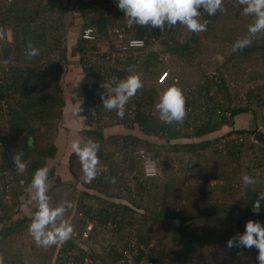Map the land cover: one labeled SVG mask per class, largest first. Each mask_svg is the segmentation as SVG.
<instances>
[{
	"label": "trees",
	"instance_id": "obj_1",
	"mask_svg": "<svg viewBox=\"0 0 264 264\" xmlns=\"http://www.w3.org/2000/svg\"><path fill=\"white\" fill-rule=\"evenodd\" d=\"M71 1L67 0L66 4H62V0L0 2V24L14 29L13 43L4 41L1 45L0 115L6 117L8 133L0 136V171L4 179L0 184V221L12 219L15 207H20L22 203V196L26 198L30 194L36 169L44 166L49 168L57 159L58 144L54 140L44 143L40 136H46L55 123L63 119L71 122L79 116L84 118L85 123L80 138H90L101 145L98 153L100 165L107 160L108 170L99 169V174L91 183L82 180L85 189L81 190L77 202V210L81 215L77 222L81 229L77 230L74 226L72 238L61 243L57 258L67 262L69 251L74 256L69 264H84L85 258L93 259L95 264H114L125 250L130 249L132 238H136L138 245L148 248L147 256L155 264H162L167 259L170 264H210L220 260L222 252L219 245L223 239L214 230L223 226L228 241L238 233L243 234L249 220L264 224V201L261 202L262 208L258 214L252 211L259 193L264 192V142L255 138L259 131L258 108L264 105V35L254 39L250 47L233 52V44L238 38L247 35L250 24L240 27L232 19L228 20V14L240 17L238 12L232 10L237 0H223L226 11H218L214 16L206 13L202 16V21H209L203 38L200 33L188 32L186 38H189L182 44L173 36L163 42L168 47L165 51L181 53L186 55L185 59L193 55L205 39L230 46L224 60L212 75L206 76L202 85L196 86L193 92L183 88L187 109L183 122L166 125L154 113L158 87L167 81V84L170 81L176 82L177 78H169L138 90L125 105V115L121 119L116 110L107 111L103 108L102 95L107 96L108 93L102 85L114 87V78L118 83L141 69L152 76L150 67L157 65L159 57L156 52L147 49L155 37H161L165 30L167 33L176 26H165L163 32L151 26L133 25L130 28L125 13L117 7V0H76L84 22L80 34L73 35L74 31L67 33L65 26L66 15L72 9ZM88 26L94 28L93 39L82 37L83 30ZM116 29L123 33V37L115 32ZM113 37L115 41L111 40ZM70 38L74 39L71 45ZM135 38L143 39L145 45L140 48L130 46L129 40ZM105 40L118 51L126 53L120 65L112 63L106 66V61H109L108 57L105 58L107 54H104L101 65L96 61L101 41ZM29 41L40 50V54L32 59L25 55ZM117 41L120 46H117ZM70 55L79 57L87 76H93L96 70L102 73V80L93 84L85 78L81 79L84 93L80 100H72L76 103L80 101L75 113L64 96L65 77L71 70ZM9 58L11 63L5 65L4 61ZM249 67L251 71L242 76L243 71ZM166 72L169 74V71ZM231 76L234 81L240 76L242 82L246 78L259 82L255 89L249 91L246 104L234 102L235 88ZM195 91L198 92V98L208 97L198 107L192 98ZM255 91L257 94L253 95ZM135 103L137 107L133 109ZM73 113L74 118L71 116ZM248 113L253 116L255 124L237 128V119ZM120 124H127L128 132L105 134L106 129H118ZM134 128L139 132H133ZM154 137L169 143L158 144L152 139ZM29 138L33 141L31 147L28 144ZM179 139L184 141L171 143ZM141 149L158 160L160 171L161 168L164 171L166 161L162 155L168 149L195 157L202 151L211 150L224 158L209 176L205 175V180L197 172L193 181L191 175L187 178L171 175L157 181L156 176H146L139 152ZM15 151L24 153L23 161L28 166L23 172L14 167L10 159ZM117 152L119 158L116 157ZM68 157L69 169L78 180L76 166L77 163L81 165L80 161L72 150ZM177 157L174 156L173 160ZM51 166L48 176H52L55 171L54 166ZM245 174L253 177L256 182L245 185L242 179ZM208 177L214 184H209ZM112 178H115V182H112ZM188 180L192 185L186 186L185 181ZM7 193L9 197L5 196ZM69 211L71 209L66 210L65 219ZM32 219L20 218L15 224H10L9 228H5L8 230L5 237L25 230ZM90 221L94 222V228L90 237L82 241L81 234ZM105 226L112 227L113 232ZM201 228L208 230L209 234L199 231ZM98 234L104 237L110 235L121 245L116 247L115 244V248L109 249L107 254L84 247L96 240ZM153 240L155 245L150 246ZM200 242L209 244L204 247ZM57 246L43 249L47 264L52 262ZM42 248L38 246L39 250ZM198 249L201 250L199 261H190ZM143 254L144 251H141L140 257ZM27 258H23L20 264L36 263L28 255Z\"/></svg>",
	"mask_w": 264,
	"mask_h": 264
},
{
	"label": "rangeland",
	"instance_id": "obj_2",
	"mask_svg": "<svg viewBox=\"0 0 264 264\" xmlns=\"http://www.w3.org/2000/svg\"><path fill=\"white\" fill-rule=\"evenodd\" d=\"M2 0H0L1 2ZM62 4H66L67 0H62ZM243 5H240L238 3H234L233 5V12H238L239 16L238 18H235L234 16H230L227 12L228 20H233V22H237L236 25H240V27H246V25H249L253 22V17L249 15H245L243 12ZM70 8H72L66 15L65 18V26L67 33L72 30L73 35L80 34L82 24L84 22V18L82 15L81 10L76 4V0H72L70 3ZM230 9V7H229ZM228 9V10H229ZM232 13V12H231ZM234 15V13H232ZM0 32L4 33L3 38H0V63L2 61V50L1 45L3 46L4 41L6 43H13L14 40V29L12 26L4 27L0 24ZM188 32H190L186 26L177 24L174 30H171L169 32L163 33L161 37H155V39L152 41V44L148 47L149 52H156L158 54L159 60L157 65H153L150 67V74L152 76H149V74H145V71L143 69H138L140 71H136V74H139L142 80L143 88L148 87L150 85H156L159 83L157 81L158 76L164 72L169 71L168 79H174L177 78L176 82L170 81L171 83L167 84L169 81H167L166 84L160 85L158 87V96L156 97V104L159 103L160 97L162 93L171 85L178 84L182 90L183 88L190 89L192 92L195 90L196 86L202 85V83L205 82L206 76H210L214 73V70H216V67L221 64V62L226 57L230 46L226 44H218L216 43V40H202L203 42L200 43V46L198 49L195 50L193 55L187 57L185 59L184 57L186 55H183L181 53H169L165 51L168 47L163 43L165 40L169 38V36H173L177 41H180V43L186 42L188 38ZM200 36L202 38L205 36L204 32L200 33ZM110 40V39H109ZM111 40L115 41L114 37ZM74 39L70 38L69 45L73 44ZM117 46H120V42L117 41ZM111 44H109V41H101L100 44V51L97 53L98 55L95 57L96 61H98V64L101 65L102 61L104 60V54H107L105 56L108 57L109 61H106V66H111L112 63L115 65H120L122 63V60L125 58V52L118 51L117 48H112ZM71 62V70L67 73L65 77V89H64V96L68 100V105L71 108L72 111L75 113L76 106L80 103L78 101L76 103L73 102V98H76L78 100L81 99V95L84 93V88L82 86V78H85L90 84H93L94 82H99L102 80V73L100 70H96L93 73V76H87L84 72V68L79 62V57L75 56L72 57L70 55ZM101 62V63H100ZM1 70V68H0ZM251 71V68H247V70L243 71L244 76L247 72ZM165 73V72H164ZM163 74V73H162ZM1 77V74H0ZM232 80V84L235 88L233 98L234 102L236 104H246L247 96L249 94V91L252 89H255L256 85L259 84L258 81H249L244 80L243 82L240 81V76L237 78L236 81L233 80V77H230ZM175 81V80H174ZM81 82V83H80ZM243 85V86H241ZM191 92V93H192ZM185 93V92H184ZM257 94V91L253 92V95ZM186 95V94H185ZM191 95V94H190ZM195 101V103L200 105L199 103H202L204 100L207 101V98L205 99L200 97L198 98V92L195 91V95L192 97ZM259 97H256L257 99ZM132 100V99H130ZM221 102V101H218ZM217 102V103H218ZM73 103H76L75 105ZM155 104V106H156ZM154 106V113L156 115L160 116L159 110L156 109ZM137 107V104L135 103V108ZM197 108H195L194 111H196ZM193 111V112H194ZM71 114V116L74 118L75 114ZM131 116V115H130ZM132 117V116H131ZM6 117L4 115H0V136L8 133V127L6 123ZM68 120V119H67ZM258 130H261L264 135V105L258 108ZM131 121V120H130ZM129 121V122H130ZM132 123V122H131ZM255 124V121L253 120V116L251 114H244L243 116H240L239 119H237L235 126L237 128H243V127H250ZM84 118L77 117L75 120H72L71 122L63 121L55 123L53 126L50 127L48 133L46 136H40V139H43L44 143H48L50 140H54L58 144L59 150L57 152V159L54 160V164H51L54 166V173L52 176H48V186L49 191L48 195L50 197V206L56 207L58 206L62 201L70 200L74 203V207L66 214V218L76 227L77 230L81 229V226L79 222V210H77V202L78 199L81 197V190L85 189V184L82 182L84 180L83 178V172L81 165L79 166L77 163L76 170L78 173V180L75 179L73 173L69 169V155L71 153V141L76 138H80L81 130L84 128ZM118 129L115 128H109L108 130H105L106 135H110L113 132L117 134H121L120 132L125 131L128 132L127 124L122 125ZM133 132L138 133V129H132ZM219 134V133H216ZM211 137H214L215 135H210ZM157 141L158 144H167L169 142H166V140L161 139L159 137L152 138ZM252 140H255L252 137ZM184 140H173L171 143L175 142H183ZM153 150H155L153 148ZM106 151V150H105ZM174 156H178L176 160H173ZM116 157L119 158L120 154L117 152ZM162 157L166 162H164V171L161 168L158 169V173H156V179L155 180H163L167 176L175 175L181 178H187L188 175H191V181H193V176L198 172L199 174H202V179L205 180V175H210L214 171L215 167H219V165L223 162V155L218 156L216 153L212 152L211 150L202 151L199 156L195 157L188 153L179 152L176 153L173 149H168L163 152ZM158 161V160H156ZM103 162V161H102ZM50 165V166H51ZM49 166V171L51 167ZM208 168L210 171H208ZM99 169H105L108 170V161L106 160L103 165H99ZM145 172V171H144ZM209 184H214V181L209 178ZM186 186L192 185L189 180L185 181ZM188 184V185H187ZM129 185V184H128ZM87 188V187H86ZM194 189V188H193ZM20 190V189H18ZM30 194L27 195V197L22 196V203L20 204V207H15L14 213L12 215V219L7 221H0V264H20L22 262V259H28L27 255L29 256L30 260L35 261V264H47L45 258V251L38 249V246L32 237V235L29 233V225L25 227V230L23 229L20 232L10 233L7 237H5V232H8V230H5V228H9L10 224H15L18 219L20 218H33L35 211L37 210V205L35 201L31 200L32 195L34 194V189H29ZM209 195H212L213 193H208ZM210 202V201H209ZM97 204V202L95 203ZM211 204V203H210ZM137 215V213H136ZM81 216V215H80ZM32 222V221H31ZM31 222L29 224H31ZM226 221H224L225 223ZM59 223V219L57 221ZM77 225V226H76ZM101 226V224H98ZM107 230L113 232L112 227L105 226ZM222 227H219L218 229L214 230V232L218 233L219 238L223 239L222 244L220 246V251L222 252V255L219 257L220 260L213 261L210 264H258L257 256H258V250L253 247L252 249L247 248H228L227 247V240L225 237V231L222 229ZM5 230V231H4ZM199 231H203L206 234L208 230L199 229ZM95 234V232H93ZM93 235V234H92ZM96 240H92V242L84 245L86 248H90L96 250V252H99L100 254H107L108 250L111 248L119 247L121 245V242H118L116 238L108 235L104 237L102 234H98L96 236ZM185 240V239H184ZM86 241V240H84ZM87 243V242H85ZM203 244L204 247H206L209 243L208 242H200ZM155 245V240L150 242V246ZM61 244H58L57 250H55L52 262L50 264H60V260L56 256L58 253V249L60 248ZM203 247V248H204ZM204 250V249H203ZM219 251V252H220ZM201 250L198 249V251L192 255L191 260L193 262H198L200 258H198ZM203 252V251H202ZM204 254V252H203ZM202 259V258H201ZM85 264H95L93 259L88 258ZM162 264H170L169 260H165Z\"/></svg>",
	"mask_w": 264,
	"mask_h": 264
},
{
	"label": "clouds",
	"instance_id": "obj_3",
	"mask_svg": "<svg viewBox=\"0 0 264 264\" xmlns=\"http://www.w3.org/2000/svg\"><path fill=\"white\" fill-rule=\"evenodd\" d=\"M243 5L245 15L252 16L253 22L248 26L247 35L238 38L233 44L232 51L239 52L246 47H250L253 40L264 35V0H237ZM117 7L125 13L128 27L133 25L151 26L159 28L162 32L167 28H172L177 24L186 26L192 32L199 34L207 30L209 21L202 16H214L218 11L223 12V0H117ZM4 33L0 32V38ZM40 54V50L28 42L25 55L35 58ZM11 63V58L6 59L4 64ZM114 87L107 88L108 95H102L103 108L107 111L116 110L117 116L123 119L125 115V105L133 98L138 90L143 87L139 74L133 73L126 79L118 83L113 79ZM156 109L160 112V120L166 125L181 124L187 115L186 96L178 84L169 86L161 95ZM32 139L29 138V147L32 146ZM71 150L78 157L85 183H91L99 174L100 158L98 153L101 145L90 138H76L71 141ZM24 153L15 151L10 159L14 162V167L23 172L27 164L23 161ZM49 168L47 166L37 168L30 188L35 192L31 197L36 202L37 210L34 213L29 233L34 238L37 246L48 248L57 244L65 243L74 234V225L65 219L66 210L72 209L74 203L70 200L62 201L58 206H50V197L47 194ZM245 185H252L256 181L253 177L245 174L243 176ZM115 182V178H112ZM264 201V192L259 193L253 204V213L258 214ZM59 219V223H57ZM228 248L255 247L258 250V264H264V224L259 221L249 220L246 223L243 234H236L227 241Z\"/></svg>",
	"mask_w": 264,
	"mask_h": 264
},
{
	"label": "built area",
	"instance_id": "obj_4",
	"mask_svg": "<svg viewBox=\"0 0 264 264\" xmlns=\"http://www.w3.org/2000/svg\"><path fill=\"white\" fill-rule=\"evenodd\" d=\"M11 1V0H9ZM115 32H119V36L123 37V33L120 32L119 29H116ZM82 37L84 39H93L95 38L94 34V28L92 26H88L83 30ZM129 44L132 47L140 48L145 45V41L143 39H130ZM163 73V74H162ZM158 76V81L164 82L165 80L168 79L169 74L165 71L162 72ZM168 75V76H167ZM135 107H133L134 109ZM141 158L143 159V164H144V171L146 176H156V173H158V166H157V161L156 159L152 158L150 155L146 154L144 149H141L140 151ZM3 172L1 173L0 171V184L2 185V182H4V179L2 177ZM0 185V186H1ZM6 197H9V193L5 195ZM94 228V222L90 221L88 224L85 226L82 234H81V240H87L91 232ZM144 251V254L140 257V252ZM148 248L142 244H137L136 238H132V241L130 243V249H127L123 252V256L119 258L114 264H155V262L152 259H149L147 256ZM68 260L67 262H64L60 260V264H69V262L74 260L73 254L68 252V255H66ZM88 258H85L84 264L87 261ZM80 264V262H79Z\"/></svg>",
	"mask_w": 264,
	"mask_h": 264
},
{
	"label": "water",
	"instance_id": "obj_5",
	"mask_svg": "<svg viewBox=\"0 0 264 264\" xmlns=\"http://www.w3.org/2000/svg\"><path fill=\"white\" fill-rule=\"evenodd\" d=\"M255 138H257V140H259V141H263L264 142L263 132L261 130L257 131L256 134H255Z\"/></svg>",
	"mask_w": 264,
	"mask_h": 264
},
{
	"label": "crops",
	"instance_id": "obj_6",
	"mask_svg": "<svg viewBox=\"0 0 264 264\" xmlns=\"http://www.w3.org/2000/svg\"><path fill=\"white\" fill-rule=\"evenodd\" d=\"M69 252V251H68ZM57 257V256H56Z\"/></svg>",
	"mask_w": 264,
	"mask_h": 264
}]
</instances>
